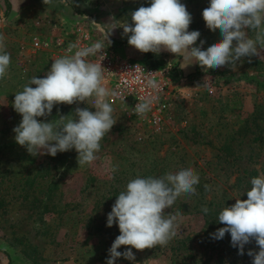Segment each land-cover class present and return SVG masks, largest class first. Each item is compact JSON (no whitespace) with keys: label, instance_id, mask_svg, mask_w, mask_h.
<instances>
[{"label":"rangeland","instance_id":"1","mask_svg":"<svg viewBox=\"0 0 264 264\" xmlns=\"http://www.w3.org/2000/svg\"><path fill=\"white\" fill-rule=\"evenodd\" d=\"M10 2L6 14V2L0 0V34L11 57L8 74L0 80V264H106L120 234L118 224L107 226V216L126 184L137 176L159 177L187 167L199 174L197 194H182L165 209V214H180L177 235L165 246L133 248L135 261L121 256L115 264H204L209 256L207 264H215L226 247L225 264H252L247 252L259 251L254 240L239 255L228 233L227 244L223 239V247L212 248L218 240L212 234L225 227L218 222L219 212L237 198L247 199L250 180L264 172V45L258 43V55L243 57L235 70L230 65L207 69L195 62L182 68L176 54L142 53L123 34V23L132 24L131 13L150 6V0ZM181 3L192 16L188 30L200 32L193 46L204 41L206 50L222 39L220 30H209L202 17L210 0ZM110 31L111 43L102 51L139 62L165 56L179 65L166 75L172 97L160 129L110 103L116 123L90 165L79 166L74 148L54 157L30 155L14 139L13 129L22 120L13 107L15 94L33 76L43 78L54 59L70 54L69 45L91 46ZM246 32L256 38L257 30ZM77 108L95 111L91 101L61 103L37 119L75 118ZM202 206L209 209L206 216ZM210 221L212 230H202Z\"/></svg>","mask_w":264,"mask_h":264},{"label":"clouds","instance_id":"2","mask_svg":"<svg viewBox=\"0 0 264 264\" xmlns=\"http://www.w3.org/2000/svg\"><path fill=\"white\" fill-rule=\"evenodd\" d=\"M43 2L46 5L52 0ZM61 2L67 4L68 0ZM202 17L209 30L219 29L222 36L206 50H202L204 41L200 46H193L200 32L188 30L192 16L181 0H150V6H141L131 13L132 24L124 22L121 27L130 46L142 53L176 54L183 58V67L195 62L207 69L230 65L235 70L243 57L258 55V43L264 45V0H210ZM246 29L257 30L256 38H250ZM111 31L91 46L69 45L70 54L54 59L43 78L33 76L23 90L15 94L13 107L22 120L13 129L14 139L26 147L30 155L54 157L58 152L74 148L79 166L90 165L96 159L100 142L116 123L112 115L114 109L107 99L114 93L104 86L101 65L106 56L102 50L111 43L108 39ZM4 41V35L0 34V80L8 74L11 62ZM73 49L76 50L73 52ZM90 56L97 57L99 62H93ZM149 85L155 87L152 81ZM88 101L95 108L94 112L77 108L75 118L61 116L51 122L37 119L51 115L54 105ZM152 103V97L138 102L135 114L143 116ZM112 171H117V167ZM199 181V174L192 167L159 177L131 179L107 216V226L118 224L120 234L109 249L106 264H115L121 256L135 261L133 248L144 250L167 245L177 235L180 214H165V209L171 208L182 194H197L195 186ZM250 185L247 199L237 198L232 206L219 212L218 222L225 227L217 229L212 236L222 239L225 233H230L231 244L238 247L239 255H244L245 245L254 240L259 251L250 249L247 255L253 257L252 264H264V172L253 177ZM205 189L209 186L205 185ZM202 211L208 213L209 209L202 206ZM122 245L130 247L121 253L118 249Z\"/></svg>","mask_w":264,"mask_h":264},{"label":"built area","instance_id":"3","mask_svg":"<svg viewBox=\"0 0 264 264\" xmlns=\"http://www.w3.org/2000/svg\"><path fill=\"white\" fill-rule=\"evenodd\" d=\"M82 35L86 37L88 31ZM102 53H106L101 61L104 68V86L110 93H114L109 95L108 102L124 106L131 115L145 118L148 123L159 130L160 124L163 123L164 112L168 109L172 97L166 75L170 70L177 72L179 66L166 63L157 67L151 63V59L139 62L135 58H121L112 51H102ZM89 59L99 62L95 56ZM149 81H152L155 87L150 86ZM148 97L153 98L150 110L143 116L136 115L135 105Z\"/></svg>","mask_w":264,"mask_h":264},{"label":"trees","instance_id":"4","mask_svg":"<svg viewBox=\"0 0 264 264\" xmlns=\"http://www.w3.org/2000/svg\"><path fill=\"white\" fill-rule=\"evenodd\" d=\"M5 2H6V5H7V10H6V14H7L9 12L10 7H11V2H10V0H5ZM151 63L153 65L157 66V67H161L164 64V61H162V60H151ZM207 214L208 213H205V216ZM213 224L214 223L213 222L211 223V221H210V223H208V225L202 227V230H205V229L206 230H212V225ZM213 230L216 231L217 228H214ZM204 233H205V235H207L208 231H204ZM228 235L230 236V233H228ZM223 239L226 241V244H227V239L228 238H225V236H224L222 239H218L216 242H214L212 244V248H216L218 246H222L223 247V245L225 243V241ZM206 240H211V238L207 237ZM223 251H225V252L228 251V247H226L225 249H222L220 252H218V254H217L218 256L216 257V261L217 262L215 264H225L224 263L225 257H224V252ZM209 259H210V256L208 257L207 260L202 261V263L207 264ZM9 264H14V263L12 261H10ZM228 264H230V263H228ZM242 264H246V263L243 262Z\"/></svg>","mask_w":264,"mask_h":264},{"label":"crops","instance_id":"5","mask_svg":"<svg viewBox=\"0 0 264 264\" xmlns=\"http://www.w3.org/2000/svg\"><path fill=\"white\" fill-rule=\"evenodd\" d=\"M133 51H134V50H133ZM136 53H137V52L134 51V54H133V55H136ZM167 53H169V54H173V53H170V52H167ZM173 55H175V54H173ZM170 58L173 59V58H175V57L173 56V57H170ZM176 58H177L176 60L179 62L180 67H183V66H184V65L182 64V63H183V58H182V57H179V56H177ZM168 59H169V57H165V56H163L162 61H164V64H166V63H170ZM185 63H187V62H185ZM164 64H163V65H164ZM179 65H178V66H179ZM190 65H191V64H190ZM190 65L186 66V68L188 67V68L190 69V67H191Z\"/></svg>","mask_w":264,"mask_h":264}]
</instances>
